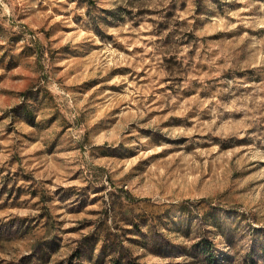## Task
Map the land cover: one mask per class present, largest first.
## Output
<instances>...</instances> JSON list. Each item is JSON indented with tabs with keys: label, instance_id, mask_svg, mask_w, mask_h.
<instances>
[{
	"label": "rangeland",
	"instance_id": "374dc122",
	"mask_svg": "<svg viewBox=\"0 0 264 264\" xmlns=\"http://www.w3.org/2000/svg\"><path fill=\"white\" fill-rule=\"evenodd\" d=\"M0 264H264V0H0Z\"/></svg>",
	"mask_w": 264,
	"mask_h": 264
},
{
	"label": "trees",
	"instance_id": "16d2710c",
	"mask_svg": "<svg viewBox=\"0 0 264 264\" xmlns=\"http://www.w3.org/2000/svg\"><path fill=\"white\" fill-rule=\"evenodd\" d=\"M78 257V256H77ZM250 263H252V262H250Z\"/></svg>",
	"mask_w": 264,
	"mask_h": 264
}]
</instances>
